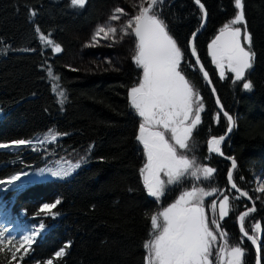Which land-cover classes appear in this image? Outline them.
Returning a JSON list of instances; mask_svg holds the SVG:
<instances>
[{
	"label": "trees",
	"instance_id": "obj_1",
	"mask_svg": "<svg viewBox=\"0 0 264 264\" xmlns=\"http://www.w3.org/2000/svg\"><path fill=\"white\" fill-rule=\"evenodd\" d=\"M243 2L255 52L254 67L244 80L234 83L227 71L221 79L208 53L219 29L234 16V0H201L208 21L194 45L222 108L235 121L230 138L220 148L236 161L234 183L255 203L256 211L244 220V229L253 235L254 225L260 223L264 264V193L253 190L257 181L264 183V0ZM110 4L111 0H87L83 8H73L70 0H0V143L24 139L39 147L36 151L32 147L0 149V179L29 174L17 182L23 184L21 190L0 192V229L6 239L20 240L39 223L47 226L24 261L17 259L13 264H44L65 243L70 245L66 255L54 264H145L143 245L150 239V215L162 211L178 192L173 185L157 202L147 195L139 174L145 157L135 140L139 117L130 109L127 94L142 69L132 58L120 70L90 76L64 66L65 59L80 49L73 35L100 24ZM29 9L37 13L32 22ZM156 11L181 48L182 72L204 106L187 154L216 170L207 190L216 189L229 197V212L220 222L221 229L231 245L245 249L243 264H254L252 247L235 227L236 216L248 205L228 192V164L211 156L205 147L210 137L225 133L227 122L216 112L188 53V40L202 15L191 0H164ZM37 26L61 46L60 53H53L39 40ZM49 68L60 78L56 92ZM246 81L253 85L250 91L243 89ZM61 90L63 105L57 95ZM49 129L61 134L57 140L34 144ZM58 162L65 167L79 162L80 167L64 179L39 175L41 168H56ZM56 199L61 203L53 210L59 213L55 219L37 216L44 203ZM21 254L23 250L17 256ZM9 259L7 250L0 253V264Z\"/></svg>",
	"mask_w": 264,
	"mask_h": 264
},
{
	"label": "snow or ice",
	"instance_id": "obj_2",
	"mask_svg": "<svg viewBox=\"0 0 264 264\" xmlns=\"http://www.w3.org/2000/svg\"><path fill=\"white\" fill-rule=\"evenodd\" d=\"M86 2L87 0H70V6L83 8ZM163 2L164 0H141L136 14L122 23L119 29L107 22L97 26L90 43L85 45L94 47L99 43V39L111 40L112 44H115L126 36L135 37L132 62L137 68L142 69V75L128 90L127 100L130 109L139 117L135 140L142 146L145 157V163L139 169V174L147 195L155 198L157 202L166 194L167 186L178 184L187 177L195 180L211 179L216 171L211 167L197 164L194 158L190 159L185 155L189 149L192 134L201 123V112L204 106L199 92L193 88L182 72L181 62L184 54L181 48L157 14V5ZM194 3L199 7L202 21L206 20L207 12L204 4L201 0H194ZM234 10L233 18L219 29V34L208 45V50L213 63L220 69L221 79L225 78L226 69L227 72L234 74L233 82L235 83L244 80L246 73L254 67L255 52L252 50V37L246 26L243 0H234ZM36 15L34 10L29 9L30 22ZM121 15H127V13L117 7L108 19L118 21ZM241 25L244 26L243 29L239 27ZM35 31L39 34V40L51 47L53 53L62 51L61 46L50 38V34L47 36L41 34L38 26ZM195 35L196 33H193V39ZM190 45L192 56L196 57L197 53L192 41ZM196 64L200 65L199 58L196 59ZM200 72L208 81V73L203 66L200 67ZM48 77L56 82L52 88L56 92L60 88L59 76L54 75L49 68ZM252 87L250 81L243 83L245 90L250 91ZM57 95L60 98L58 102L63 105L64 92L61 90ZM221 111H223L222 108ZM225 116L228 122L227 131L230 133L235 126V121L231 115L225 113ZM168 133L170 138L166 135ZM58 135L61 134L49 129L43 140L38 142H54ZM224 139V136L209 139L208 152L223 155L220 145ZM32 146V140L24 139L0 143V149L5 150ZM32 150L37 149L32 147ZM79 167V162L69 163L66 167L58 162L56 168H41L39 175L48 173L52 177L64 179L71 176ZM236 167V161L233 159L231 169L227 173L228 183L240 193V196H245L246 193L241 191L233 181L232 170ZM28 175L27 172H23L7 179H0V186H3L0 187V192L21 190L23 184L17 182L21 181L22 176ZM256 190L264 193V183H261ZM215 192L216 189L205 191L202 188L193 187L190 191H184L174 203L162 211L150 215V239L143 245L146 250L145 264H243L245 249L231 245L227 233L220 226V221L224 220L229 212V197L222 194L218 218L215 215L216 201L210 205L214 213L211 220L206 216L205 197L212 196ZM60 203V199L52 203H44L39 208L37 216H51L55 219L59 213L53 210L57 209ZM255 210L253 207L239 217L240 231L253 246H256V264H261L259 246L261 225L259 222L254 225L253 235H249L243 227L245 217ZM210 225H214V228ZM46 230V224L41 222L30 234L24 235L20 240H13L6 239L4 230L0 229V253L5 250L10 253L7 264H13V261L17 259L23 262L37 236ZM69 247L70 245L65 243L44 264H54V261L62 259ZM21 250L23 254L18 257L17 254L21 253Z\"/></svg>",
	"mask_w": 264,
	"mask_h": 264
},
{
	"label": "rangeland",
	"instance_id": "obj_3",
	"mask_svg": "<svg viewBox=\"0 0 264 264\" xmlns=\"http://www.w3.org/2000/svg\"><path fill=\"white\" fill-rule=\"evenodd\" d=\"M140 3H141V0H111V4H110L107 12L105 13L103 21L100 24L73 35V39H75L79 43L80 49L76 50L73 53L72 57L65 59L64 66L69 68L70 71L75 72L80 76H90V75L97 74V73L113 72V71H117V70L122 69V67L127 62V60L132 58L133 50H134V41H135L134 36H126L119 43H115V44H112L111 40L99 39V43L94 47H86L85 45L90 43L91 37H92L93 33L95 32L97 26L104 25L107 22V23H111L112 26H115L119 29V27L121 26L122 23H124L125 21H127V19H129L131 16H134L136 14V12L138 10L137 6ZM117 7L122 8L124 10V12L127 13V15H121L120 20H118V21H109V19H108L109 16L113 13L114 9ZM239 27H241L243 29L244 26L241 25ZM110 44H111V46H108ZM208 53H209V51H208ZM209 57L212 61V57L210 55H209ZM212 63H213V61H212ZM213 65L218 70V73L220 75V69L217 68L216 64L213 63ZM226 71L227 70L225 69V72ZM230 74H232V73H230ZM232 75H233V78L235 79L234 74H232ZM166 135L170 138V133H168ZM41 140H43V137H41L40 140H37L34 144H38L39 143L38 141H41ZM50 143H52V142H50ZM40 144H45V143H40ZM205 147H206V151H207V146H205ZM35 148H39V147H35ZM207 153H208V151H207ZM185 155L190 159L193 158L192 156L190 157L187 154V151L185 152ZM197 164H199V163L197 162ZM46 175H47V177L50 176L48 173H46ZM164 179H166V177ZM207 182H208V179L202 178L200 180H195L191 177H187V178L183 179L180 183L174 184V185H176V189L178 192L173 196L172 201L169 204H167L166 207H168L170 204L174 203L175 200L184 191H190L193 187H199L202 189L207 188V186L209 185ZM261 183L262 182L257 181L253 185V190L256 191L257 193H258V191L256 189L259 187V185ZM171 186H173V185H169V186H167V188L171 187ZM222 198L223 197H221V198H212L211 196L205 197V200H204L205 212H206V216L209 218V220H211V218L214 215V213L210 207L211 203L213 201L217 202L215 215L218 218L219 201ZM253 203H254V201H253ZM248 208H249V206H248ZM210 227L214 228V225H210ZM217 235H218V233H217ZM213 260H214V257H213ZM242 260H243V258H242Z\"/></svg>",
	"mask_w": 264,
	"mask_h": 264
},
{
	"label": "water",
	"instance_id": "obj_4",
	"mask_svg": "<svg viewBox=\"0 0 264 264\" xmlns=\"http://www.w3.org/2000/svg\"><path fill=\"white\" fill-rule=\"evenodd\" d=\"M191 1L193 2V4H194L196 7H198V5L194 3V0H191ZM198 9H199V7H198ZM207 21H208V16L206 17V20H204V21L201 20V23H200L199 27L193 32V33H196L195 38L193 39V33H192V35L190 36V38H189V40H188V46H187V47H188V53H189V56H190V60H191V62H192L193 65L196 67V69L199 71V73H200L202 79L204 80V82H205V84H206V86H207V88H208V91L210 92V95H211V97H212V100H213L214 107H215L216 111L218 112L219 115H221L222 117H224V118L226 119V121H227V117L225 116V113H226V112H224V110L221 111L222 106H221L220 102H219V104H217V100H219V99H218L217 92H216V90H215V88H214V86H213V83H212V81H211L209 75H208V81H206V80L204 79V75H203V73L200 72V67L203 66V65H202V62H201V60H200L198 54H197L196 57H193V56H192V47H191V45H190V41H192L193 44L195 43V40H196V39H197V38H198V37L204 32V30H205V28H206V25H207ZM202 23H203V27H201V24H202ZM194 46H195V45H194ZM196 53H197V52H196ZM197 58H199V60H200V65H197V64H196V59H197ZM203 68H204V67H203ZM204 70H205V68H204ZM205 71H206V70H205ZM206 72H207V71H206ZM209 81H210V83H209ZM213 90H214V91H213ZM222 109H223V108H222ZM227 123H228V122H227ZM233 128H234V127H233ZM232 131H233V129H232ZM232 131L229 133V132L226 130L225 134L223 135V136L225 137L224 141H226V140H228V139L230 138V136H231V134H232ZM211 139H212V138H211ZM224 141H222V142H224ZM206 146H207V145H206ZM207 151H208V147H207ZM208 153H209V152H208ZM209 154H210V153H209ZM210 155H212L213 157H216V158H218V159H220V160H222V161H226V162H228V163L230 164V168H229V170L231 169V166H232V160H231V159H228V158H226L224 155H219V154H216V153H211ZM229 170H228V171H229ZM228 171H227V173H228ZM232 171H234V170H232ZM227 173H226V182H227V185H228V189H229L230 191H232V192H233L237 197H239L241 200H243L244 202H246V203L248 204V206H249L250 209L253 208L255 205H254L252 199H251L247 194H246L245 196H240V193L237 192L236 189H233L232 186H231V184L228 183ZM241 191H242V190H241ZM243 192H244V191H243ZM248 210H249V209H247L246 211H248ZM246 211H245V212H246ZM250 213H252V212H250ZM250 213H249V214H250ZM240 228H241L240 220L237 219V230H238V233H239V235H240L241 238L247 240V237L244 236L243 233H241ZM247 241H248V240H247ZM248 242L251 244V241H248ZM251 246H252V248H253V250H254V255H255V262H254V264H256V261H257L256 246H253L252 244H251ZM260 255H261V251H260ZM260 260H261V257H260Z\"/></svg>",
	"mask_w": 264,
	"mask_h": 264
},
{
	"label": "bare ground",
	"instance_id": "obj_5",
	"mask_svg": "<svg viewBox=\"0 0 264 264\" xmlns=\"http://www.w3.org/2000/svg\"><path fill=\"white\" fill-rule=\"evenodd\" d=\"M202 15V14H201ZM202 20V19H201ZM203 65V64H202ZM204 67V66H203ZM209 75V74H208ZM210 77V76H209ZM216 110V109H215ZM224 110V109H223ZM217 112V111H216ZM225 112V111H224ZM218 113V112H217ZM219 115V114H218ZM229 115V114H228ZM221 116V115H220ZM222 117V116H221ZM224 118V117H223ZM225 119V118H224ZM226 120V119H225ZM227 130V129H226ZM226 132V131H225ZM225 134V133H224ZM223 134V135H224ZM223 135H221V136H223ZM220 137V136H219ZM219 137H210L209 139H211V138H219ZM208 139V140H209ZM208 140H207V142H208ZM226 141H228V140H226ZM226 141H224V142H222L221 143V145L223 144V143H225ZM207 142H206V145H207ZM221 145H220V147H221ZM221 149V148H220ZM222 152V151H221ZM224 155V154H223ZM212 156V155H211ZM225 156V155H224ZM226 158H228V159H231V160H233L232 158H230V157H227V156H225ZM216 158V157H215ZM220 160V159H219ZM222 161V160H221ZM223 162H225V163H227L228 164V169H227V171L229 170V168H230V164L228 163V162H226V161H223ZM236 169V168H235ZM234 169V170H235ZM227 171H226V173H227ZM234 172V171H233ZM225 182H226V174H225ZM226 186H227V189H228V185H227V182H226ZM205 191H208L207 190V188H205L204 189ZM241 190V189H240ZM243 191V190H242ZM228 192L229 193H232L233 195H235L232 191H230L229 189H228ZM222 194L223 195H225L223 192H220L219 190H216V192L211 196L212 198H221V197H223L222 196ZM250 197V196H249ZM255 205V204H254ZM255 207V209H256V206H254ZM247 209H250V208H247ZM247 209H245V210H243V211H241L237 216H236V218H235V227H236V230H237V219H239V217L247 210ZM256 211V210H255ZM255 211L254 212H252V213H250L249 215H252V214H254L255 213ZM248 215V216H249ZM248 216H246L245 217V219L248 217ZM225 219V218H224ZM244 219V220H245ZM221 222V221H220ZM240 225H241V222H240ZM243 227H244V221H243ZM237 233H238V230H237ZM238 235H239V233H238ZM250 235V234H249ZM239 237H240V235H239ZM241 238V237H240ZM241 239H243V238H241ZM244 241H246L247 243H249L247 240H245V239H243ZM250 244V243H249ZM250 246H251V244H250ZM259 246H260V249H261V245H260V243H259ZM252 247V246H251ZM252 250H253V248H252ZM253 252H254V250H253ZM260 257H261V255H260ZM254 262H255V255H254Z\"/></svg>",
	"mask_w": 264,
	"mask_h": 264
},
{
	"label": "flooded vegetation",
	"instance_id": "obj_6",
	"mask_svg": "<svg viewBox=\"0 0 264 264\" xmlns=\"http://www.w3.org/2000/svg\"><path fill=\"white\" fill-rule=\"evenodd\" d=\"M169 189H170V187H168V188L166 189V191L169 190Z\"/></svg>",
	"mask_w": 264,
	"mask_h": 264
}]
</instances>
